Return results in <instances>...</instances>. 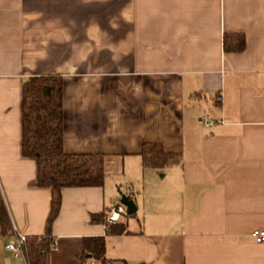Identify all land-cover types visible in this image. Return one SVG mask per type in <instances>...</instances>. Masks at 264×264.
I'll use <instances>...</instances> for the list:
<instances>
[{"label":"crops","instance_id":"0c3cea01","mask_svg":"<svg viewBox=\"0 0 264 264\" xmlns=\"http://www.w3.org/2000/svg\"><path fill=\"white\" fill-rule=\"evenodd\" d=\"M229 34L243 51H224ZM35 76L63 80L64 153L104 156L102 186L62 189L47 264H83L95 237L111 264H264L252 237L264 232V0H0V200L13 232L0 226V264H26L5 246L47 233L51 191L21 154ZM146 144L179 162L143 167ZM121 194L136 213L108 235L91 218Z\"/></svg>","mask_w":264,"mask_h":264},{"label":"trees","instance_id":"16d2710c","mask_svg":"<svg viewBox=\"0 0 264 264\" xmlns=\"http://www.w3.org/2000/svg\"><path fill=\"white\" fill-rule=\"evenodd\" d=\"M225 52L244 50L245 39L240 34L225 35ZM21 154L37 164V186L51 191L47 233L42 237H28L22 246L26 264H47V256L55 246L51 225L61 205L64 188L100 187L103 185L104 156L65 154L63 151V80L60 76H35L22 86ZM143 167L163 169L179 162L176 155L167 154L159 144H146L141 151ZM93 222H104L105 217L92 216ZM0 226L3 236L12 235L7 211L0 200ZM107 234L125 233V225L109 226ZM83 256L95 264H111L105 258L104 237L86 238L81 242ZM83 259V258H82ZM85 261H83L84 263Z\"/></svg>","mask_w":264,"mask_h":264},{"label":"built area","instance_id":"2783aa9c","mask_svg":"<svg viewBox=\"0 0 264 264\" xmlns=\"http://www.w3.org/2000/svg\"><path fill=\"white\" fill-rule=\"evenodd\" d=\"M200 123L204 127H208L212 124L211 122H208L207 118H205V117L200 121ZM126 216H127L126 208L122 204L117 203L114 206H112L109 209V211L105 214L104 223H105L106 227L108 228L109 226H112V225L119 223ZM252 237L257 244H264V232L263 231H254L252 233ZM25 240H26V238H24L22 236L17 237L13 241L9 242L5 246V248L15 258H17V257L23 255L22 254V246H23ZM54 248L55 247L52 246V249H54ZM83 264H95V262L89 259V260L85 261Z\"/></svg>","mask_w":264,"mask_h":264},{"label":"water","instance_id":"95a60500","mask_svg":"<svg viewBox=\"0 0 264 264\" xmlns=\"http://www.w3.org/2000/svg\"><path fill=\"white\" fill-rule=\"evenodd\" d=\"M120 204L126 208L127 215L131 216L136 213V206L134 202L123 194L120 195Z\"/></svg>","mask_w":264,"mask_h":264}]
</instances>
